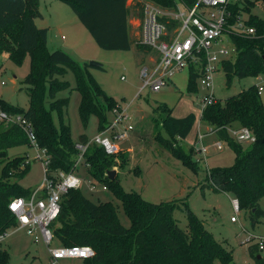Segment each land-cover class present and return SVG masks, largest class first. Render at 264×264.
<instances>
[{"label":"trees","instance_id":"trees-1","mask_svg":"<svg viewBox=\"0 0 264 264\" xmlns=\"http://www.w3.org/2000/svg\"><path fill=\"white\" fill-rule=\"evenodd\" d=\"M71 5L80 22L89 31L95 42L104 50L129 51L135 45L144 52L151 49L137 44L131 34V12L141 15L143 4L137 2L128 7V0H62ZM173 9L179 2L193 7L197 0H148ZM264 0L247 1L243 5L230 7L227 29L240 20L255 29V34L239 36L231 34L229 41L235 49V56L224 60L222 69L228 85L233 78H257L264 75V19L252 14V9ZM39 0H0V53L6 52L14 62L20 63L26 55L30 57V72L25 79L29 86L30 105L27 111L0 98L2 108L10 113H23L34 124L38 143L46 148L51 157L49 172L54 177L58 172L70 173L74 170L79 150L78 144L87 145L90 140L81 135L78 143L71 139V128L64 119V111L69 98H58L63 91L76 90L80 94L79 115L86 129L89 120L95 116L99 132L112 122L110 115L117 102L105 93L91 74L89 64L81 66L64 50L50 51L48 31L36 25L41 14ZM246 16V17H245ZM175 24H172L174 27ZM232 30V29H231ZM201 66H190L188 89H199L198 79ZM72 72L75 85L65 79ZM57 112L59 124L53 120ZM156 112L169 138L156 139L169 149L171 154L198 173L193 160V148L185 152L178 140L186 139L191 133L196 116L189 114L183 118L172 115V110L164 105ZM219 138L229 144L235 152L236 160L231 168L211 171L210 188L224 191L239 201L240 211H255L251 214L255 225L264 215L260 200L264 198V103L257 86H251L236 96L217 101L207 106L201 114ZM0 132V234L17 226V218L9 205L15 198H29L34 191L25 189L19 181L25 175L28 164L26 157L8 160V150L20 145H28L25 133L17 126H2ZM229 128H248L256 137V142L245 144L236 142L229 134ZM129 155L122 151L109 155L97 144H90L84 155V167L96 185L105 186L122 203L124 213L130 220V227L122 225L116 206L112 202H93L81 189H71L61 199V211L52 225L55 239L63 246H90L95 256L84 260L85 264H231L233 253L217 243L204 224L189 210L187 226L183 229L174 216L179 208L176 201L153 204L145 201L136 192H127L118 178L110 180L108 172L114 166L124 168ZM139 170L136 169V174ZM256 264H264L257 245L250 248ZM261 256V258H259ZM10 254L0 250V264H9Z\"/></svg>","mask_w":264,"mask_h":264},{"label":"rangeland","instance_id":"rangeland-1","mask_svg":"<svg viewBox=\"0 0 264 264\" xmlns=\"http://www.w3.org/2000/svg\"><path fill=\"white\" fill-rule=\"evenodd\" d=\"M146 1L148 0H128L127 4L131 6ZM38 8L41 15L36 18V25L40 29H47L50 51L64 50L81 66L91 62L101 64L100 68L90 66L91 74L107 96L113 98L117 106L126 111L130 118L133 131L129 138L118 142L120 147L118 153L121 151L127 153L129 162L124 168L114 166L112 169L117 172L115 178L120 180L124 190L136 192L145 201L153 204L178 202L179 208L175 210L174 216L181 228L187 226L186 211L189 210L204 224L217 243L233 253L231 264H256L250 254V248L255 242H248V236H264V215H261L254 225L250 213L255 211L241 210L236 214L233 207L234 197L208 186L211 181L209 176L211 171L231 168L235 164L236 155L227 142L222 141L216 132H211L213 127L202 119V102L207 93L201 88L196 92L188 89L190 68L186 67L176 72L168 80V85L160 91L145 89L139 95L143 86L141 70L151 65L150 59H156V53L144 52L135 45L129 51L102 49L80 22L71 5L62 0H39ZM252 14L264 19V9L260 3L252 9ZM141 18L138 12H131L130 20L135 32L133 38L136 41L140 35ZM63 36L65 39H62ZM222 39L228 47H232L227 33L222 35ZM5 55L8 54L4 51L0 53V98L27 111L30 98L29 86L25 83V79L30 72V57L26 55L20 63H17L9 57L6 58ZM65 79L72 86L75 85L72 72H69ZM227 80L225 72L219 66L214 75V93L215 98L222 103L251 86L260 85L261 82L264 85V81L259 80L258 77L245 79L235 77L230 86ZM3 82L5 85H2ZM260 95L264 103V91L260 92ZM58 98H69L64 119L70 125L72 142L78 143L81 135H86L91 141L99 133L98 120L92 116L88 127L86 129L83 127L79 115L81 98L79 92L63 91L58 94ZM164 105L172 110L174 117L183 118L189 114L196 116V123L189 136L182 140V143L180 140L176 143L182 144L185 152H190L193 148L192 157L196 162L198 173L185 165L182 160L174 157L169 149L156 139L158 136L169 138L161 124L164 115L156 112L159 106ZM52 117L54 122L59 124L58 113L53 112ZM110 119H114L112 114ZM3 128L0 126V132ZM200 134L205 135L204 145L209 148L206 159L196 153V150L201 148V145L196 144ZM218 142H223V150L214 147ZM248 146L249 144H245V147ZM38 151L28 144L12 147L7 152L8 160L23 156L30 161L19 183L23 188L34 192L45 182L42 161L36 159ZM197 159L201 160L197 162ZM136 169L139 170L137 174ZM76 175L84 180L79 189L88 198L95 203L112 202L117 208L122 225L126 228L130 227V220L124 213L122 203L111 191L103 189L101 184L92 191L89 186L95 182L83 165L78 166ZM260 208L264 211V198L260 200ZM232 217H235L237 222H233ZM62 246L57 239H54L49 247L43 242L36 243L26 229L11 227L8 236L0 243V250L9 252V264H53L50 249ZM59 264L85 263L81 259H62ZM214 264L221 262L215 261Z\"/></svg>","mask_w":264,"mask_h":264},{"label":"built area","instance_id":"built-area-1","mask_svg":"<svg viewBox=\"0 0 264 264\" xmlns=\"http://www.w3.org/2000/svg\"><path fill=\"white\" fill-rule=\"evenodd\" d=\"M247 1L256 0H197L193 7H187L179 2L173 9L160 7L151 1L143 2L137 44L151 49L156 53V59L141 70L143 86L139 95L145 89L160 91L168 85V80L176 72L194 65L202 67L198 86L207 93L202 102L201 114L207 106L215 104L218 100L214 93V75L218 67H222L223 61L231 59L235 54L234 47H228L222 35L227 33L228 36L231 34L250 36L256 32L254 28L246 26L243 20L232 26V30L227 29L228 18L231 16L230 7L243 5ZM172 24L175 26L172 27ZM262 78L264 75L258 76L259 80L264 81ZM262 83L256 85L260 92L264 91ZM113 114L114 119L104 131L99 132L87 145H77L79 155L74 170L70 173L58 172L52 177L49 172L51 157L48 150L39 145L33 122L25 114L7 112L0 105V126L19 127L25 133L29 145L41 151H38L36 159H40L43 164L44 184L33 192L31 197L15 198L9 205L10 211L17 218L16 228L26 229L36 243L43 242L49 247L55 239L52 225L60 215L62 197L71 189L81 188L84 182L77 177L76 172L79 165L84 166V155L88 146L97 144L107 154L113 155L118 153L120 148L118 142L129 138L133 126L126 111L117 106ZM228 131L238 143L256 142L255 135L248 128H229ZM211 132L216 131L212 129ZM204 138L205 135L202 134L197 137L196 144L201 145V148L197 149L196 153L206 159L209 148L204 145ZM214 147L223 150V142L216 143ZM200 160L197 159V162ZM29 163L27 159L22 168ZM96 186L91 183L89 187L95 191ZM103 189L107 188L103 186ZM233 207L238 214L240 208L237 199H233ZM231 220L237 222L235 217ZM8 231L9 229L0 234V243L8 236ZM252 241L264 257V236H248V242ZM50 252L53 264H59L62 259L87 260L95 256V251L90 246H62L50 249Z\"/></svg>","mask_w":264,"mask_h":264},{"label":"water","instance_id":"water-1","mask_svg":"<svg viewBox=\"0 0 264 264\" xmlns=\"http://www.w3.org/2000/svg\"><path fill=\"white\" fill-rule=\"evenodd\" d=\"M89 65L92 67H98V68L102 67V65L97 62H91ZM116 175H117V172L114 170L113 171L111 170L108 172V177L110 180H114ZM259 258H261V256H259Z\"/></svg>","mask_w":264,"mask_h":264},{"label":"crops","instance_id":"crops-1","mask_svg":"<svg viewBox=\"0 0 264 264\" xmlns=\"http://www.w3.org/2000/svg\"><path fill=\"white\" fill-rule=\"evenodd\" d=\"M129 7V6H128ZM131 19V18H130ZM131 21L132 20H130V25H131V34H132V36H134L135 35V32H134V29H133V27H134V25L131 23ZM49 48V47H48ZM5 57L6 58H8L9 57V55H5ZM151 61L153 60L152 58L150 59ZM130 151H131V149L130 148H128Z\"/></svg>","mask_w":264,"mask_h":264}]
</instances>
